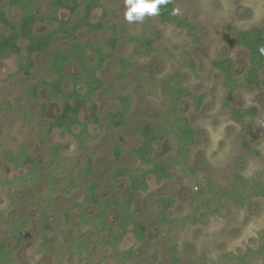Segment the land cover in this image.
Returning <instances> with one entry per match:
<instances>
[{
	"label": "rangeland",
	"instance_id": "rangeland-1",
	"mask_svg": "<svg viewBox=\"0 0 264 264\" xmlns=\"http://www.w3.org/2000/svg\"><path fill=\"white\" fill-rule=\"evenodd\" d=\"M173 1L175 9L179 10L177 14L195 26L193 32L175 24H163L157 15L130 23L124 16V0H105L108 11L104 18L105 29L92 33L83 29L55 37L53 49H68L76 42L106 45L113 38L115 27L121 36L114 55L98 72L103 86L94 93V100L100 119H94L90 106L80 114L92 133L91 141L84 148L78 146L73 134L62 135L58 129L53 133L47 131L49 120L56 117L63 106L48 87L52 77L43 70L47 55H36L31 72L18 76H14L19 68L16 56L0 59V244L8 241L15 258L13 264H58L59 258L64 264H174L169 249L175 244L181 258L178 264H239L224 255H242L249 248H257L264 231V200L249 197L247 188L243 189L245 205L233 198H221L220 193L222 189H233L237 174L248 179H264V85L253 91L239 87L233 90V106L258 108L254 118H246L244 124L237 123L224 105L230 91L212 63L220 57H228L233 61L238 79L242 77L249 63L248 52L235 42L234 33L254 27L264 30V0ZM0 8L7 11L13 23L21 20V10L7 0H0ZM50 9V0L41 1L37 7L42 15L48 14ZM60 15L67 18L69 12L62 10ZM102 17L103 9H96L93 21ZM57 28L56 23L44 22L35 30L40 34L54 32ZM1 32L7 34L10 29L2 26ZM143 35L154 41L156 50L150 56L133 57L135 45L130 39ZM21 45L25 47L27 41L22 40ZM130 57L134 66L120 76L119 59ZM95 61L96 56L91 53L90 63ZM178 71L185 87L195 96H205L200 106L194 97L180 102V113L189 118L196 131L197 143L191 152L196 175L173 164L175 137L168 135L157 141L154 160L167 163L171 177L158 181L150 175L148 190L132 193L135 198L132 212L146 224L148 231L143 241H138L132 230L122 238L121 251L135 250V258L124 261L110 248L101 246L100 230L82 222L84 216L95 219L99 207L75 204L83 203L89 181L99 182L100 202L130 193L128 177L119 176L118 171L135 169L138 172L142 167L133 154L141 140L138 132L141 124L152 121L161 125L173 117L161 81ZM80 73L74 62L68 65L69 75ZM261 78L264 80V69ZM66 84L73 86L70 80ZM33 85L39 92L36 99L29 93ZM80 88L84 90L85 84ZM123 95L132 98V107L127 125L116 129L109 121V114L121 108ZM56 146L65 162L52 176L48 163L54 157ZM118 146L123 151L120 156L115 153ZM22 148L32 154L35 166L16 167L5 160L8 151L20 156ZM257 151L259 154L255 153ZM89 155L94 160L92 175L84 173ZM35 169L39 172L35 183H13L16 177ZM73 182L77 185L72 186ZM51 184H55V192H51ZM168 196H174L176 201L167 211L171 221L165 223L160 202ZM194 197L202 199L205 206L199 205ZM120 213L117 206L112 207L111 222L116 223ZM23 220L28 221V226L22 232L23 241L17 244L16 236ZM43 220L52 226L47 233L48 248L42 243ZM82 233L89 250L80 256L73 242ZM246 264L264 263L257 258Z\"/></svg>",
	"mask_w": 264,
	"mask_h": 264
},
{
	"label": "trees",
	"instance_id": "trees-1",
	"mask_svg": "<svg viewBox=\"0 0 264 264\" xmlns=\"http://www.w3.org/2000/svg\"><path fill=\"white\" fill-rule=\"evenodd\" d=\"M11 6L17 7L22 12V18L18 23H13L7 14V11L0 8V59H8L16 56L19 60L18 71L14 76L28 75L35 65V56L38 54H46L48 61L43 66V70L50 74L52 79L48 82V87L53 95L59 97L63 106L56 117L49 120L47 124L48 133L60 130L62 135L66 133L73 134L76 138L78 146L84 148L92 138V133L87 123L83 122L80 114L83 109L90 106L94 112V119L99 120L100 113L98 105L94 100V93L102 88L103 83L98 72L103 69L106 61L112 57L117 44L121 40V36L117 33L116 27L113 28L114 36L106 45L97 43L76 42L69 46L68 49L52 48V44L57 35H69L79 30H87L92 33L105 29L104 18L108 15V11L104 6L105 0H50L51 9L46 15L39 14L37 7L43 0H7ZM103 9V17L98 21H93V13L96 9ZM175 9L174 1L161 6L160 13L157 15L159 21L163 24H175L193 32L195 26L188 22L187 19L180 17L177 13L173 14ZM67 10L69 16L64 18L60 15V11ZM44 22L56 23L58 28L54 32L37 33L35 27ZM6 26L10 32L3 34L1 27ZM235 42L244 47L248 52V66L242 77L238 76L234 69L232 59L220 57L213 61L215 69L219 70L224 77L225 85L230 91L227 95L224 105L232 112V118L240 124H244L246 118H254L257 115L258 108L239 109L233 106L232 92L239 87L248 91L256 90L264 85L261 78V72L264 69V55H260L258 47L264 46V30L254 27L247 30H237L234 33ZM27 41V45L23 47L21 41ZM131 42L135 47L133 57L150 56L154 54V41L147 35L132 36ZM109 48V51L106 50ZM96 56L94 64L90 63V54ZM74 62L81 70L80 74L69 75L68 65ZM120 76L125 74L127 70L134 66L133 58H120ZM192 67L195 66L191 60ZM154 75L150 76L151 78ZM73 83L72 88L66 84L67 81ZM85 84V89L80 88L81 84ZM162 90L169 102V109L173 117L168 118L163 124L157 125L152 121H147L138 127L141 136L140 143L133 149L134 156L140 161L142 167L138 172L134 170L118 171L119 176H126L130 181V193L121 198H113L110 201L100 202L99 192L100 184L97 181H89L85 188L83 203H76L75 206L95 205L99 207L98 216L95 219L83 217L82 222L92 224L96 229L100 230L99 243L102 247L110 248L113 253L122 258V260H133L135 258L134 248L121 251L119 248L122 238L131 230L135 233L138 241L145 240L147 236V226L144 222L139 221L132 212L134 202V193L147 191L149 188V176H155L158 181H163L171 177L169 165L167 163L157 162L154 160L157 141L162 140L168 135H172L176 139V151L172 157L173 164L180 168H184L190 172L192 176L196 175V170L191 164L192 148L197 143L196 131L188 117L180 113V102L182 99L194 97L198 106L202 103L204 95L195 96L193 92L185 87L180 80V72L163 79ZM71 88V89H70ZM32 98L36 99L39 95L37 86L33 85L29 88ZM121 108L109 114V121L116 129L127 125L129 120V112L132 107V98L123 95L120 97ZM43 109H46V105ZM78 128V132L75 129ZM54 157L48 163L50 174L56 175L57 169L64 167V158L58 146L53 149ZM117 156L123 151L118 146L115 150ZM259 154V152H255ZM5 160L10 164L20 167L25 164H33L35 161L32 154L26 148L21 149V155L8 151ZM144 167V168H143ZM146 167V168H145ZM94 172V160L91 155L88 156L87 166L84 169L86 175H92ZM236 184L233 189H222L221 198H233L238 204L245 205L247 202L243 189L248 190L251 198H260L264 200V179H248L237 174ZM39 178V172L35 169L33 172L24 176H18L14 179L15 185L35 183ZM77 183L73 182L72 186ZM55 184H51V192L56 190ZM133 193V194H132ZM199 205L205 206L202 199L194 197ZM176 198L168 196L161 199L163 210L162 221H171L167 211L175 204ZM117 206L121 213L116 223L111 222L112 207ZM28 226V221L23 220L19 224V233L17 242L22 239V232ZM132 227V229H131ZM52 230L50 222L43 220L42 222V243L48 248L49 237L48 232ZM120 230V232H118ZM86 236L79 234L73 242L75 252L80 256L86 253L88 248ZM172 260L174 264H178L181 258L178 255V245L170 247ZM236 259L239 264H246L252 259H262L264 263V231L259 236L257 248H249L244 254H225L224 257ZM13 257L7 249V243L0 245V262H12ZM58 264H64L62 258L58 259Z\"/></svg>",
	"mask_w": 264,
	"mask_h": 264
},
{
	"label": "clouds",
	"instance_id": "clouds-1",
	"mask_svg": "<svg viewBox=\"0 0 264 264\" xmlns=\"http://www.w3.org/2000/svg\"><path fill=\"white\" fill-rule=\"evenodd\" d=\"M126 11L125 19L128 22H141L146 16H156L160 13L161 6L169 3V0H124ZM179 10L174 9L173 14ZM260 55H264V46L258 47Z\"/></svg>",
	"mask_w": 264,
	"mask_h": 264
},
{
	"label": "flooded vegetation",
	"instance_id": "flooded-vegetation-1",
	"mask_svg": "<svg viewBox=\"0 0 264 264\" xmlns=\"http://www.w3.org/2000/svg\"><path fill=\"white\" fill-rule=\"evenodd\" d=\"M18 233H19V232H18ZM17 236H18V235H17ZM17 236H16V238H17ZM16 240H17V239H16ZM22 241H23V236H22L21 242H22ZM4 242L7 243V249L11 252L12 257H13V261H12V262H0V264H13V263L15 262V258H14V255H13V253H12V250L9 248V245H8L9 243H8V241L6 240V241H4ZM4 242H2V243H4ZM21 242H20V243H21ZM2 243H1V244H2ZM20 243L17 242V244H20ZM1 244H0V245H1Z\"/></svg>",
	"mask_w": 264,
	"mask_h": 264
}]
</instances>
